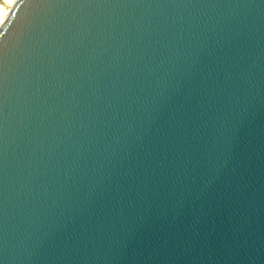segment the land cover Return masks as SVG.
I'll use <instances>...</instances> for the list:
<instances>
[{
  "label": "water",
  "instance_id": "obj_1",
  "mask_svg": "<svg viewBox=\"0 0 264 264\" xmlns=\"http://www.w3.org/2000/svg\"><path fill=\"white\" fill-rule=\"evenodd\" d=\"M0 264H264V0H10Z\"/></svg>",
  "mask_w": 264,
  "mask_h": 264
},
{
  "label": "bare ground",
  "instance_id": "obj_2",
  "mask_svg": "<svg viewBox=\"0 0 264 264\" xmlns=\"http://www.w3.org/2000/svg\"><path fill=\"white\" fill-rule=\"evenodd\" d=\"M10 0H4L1 4H0V14L2 13V9L5 5H7L9 3Z\"/></svg>",
  "mask_w": 264,
  "mask_h": 264
},
{
  "label": "rangeland",
  "instance_id": "obj_3",
  "mask_svg": "<svg viewBox=\"0 0 264 264\" xmlns=\"http://www.w3.org/2000/svg\"><path fill=\"white\" fill-rule=\"evenodd\" d=\"M4 0H0V4L3 2Z\"/></svg>",
  "mask_w": 264,
  "mask_h": 264
}]
</instances>
